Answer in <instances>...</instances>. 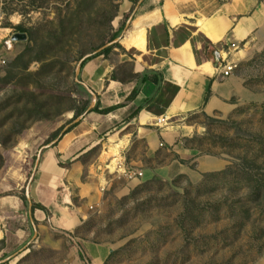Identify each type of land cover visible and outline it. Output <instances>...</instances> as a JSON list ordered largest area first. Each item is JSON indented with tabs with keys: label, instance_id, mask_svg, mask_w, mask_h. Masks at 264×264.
Returning a JSON list of instances; mask_svg holds the SVG:
<instances>
[{
	"label": "crops",
	"instance_id": "1",
	"mask_svg": "<svg viewBox=\"0 0 264 264\" xmlns=\"http://www.w3.org/2000/svg\"><path fill=\"white\" fill-rule=\"evenodd\" d=\"M126 2L130 5L119 17L130 13L126 33L81 70L82 85L91 96L88 109L75 118L72 110L53 131L59 134L34 155L30 178L29 152L20 159L14 151L5 157L0 169V264H23L38 244L60 250L61 239L69 244L66 264H110L114 247L80 232L123 178L108 171L113 163L142 172L127 181L126 189L115 188L118 197L155 177H194L226 164L190 143L198 125L189 118L231 113L241 80L235 73L223 77L213 53L232 42L240 47L232 53L234 60L264 49V0ZM138 32L145 34L143 48L123 44ZM126 67L130 71L124 77ZM97 102L100 110H109L92 111ZM162 117L165 124L158 122ZM23 196L27 202L30 197L31 207Z\"/></svg>",
	"mask_w": 264,
	"mask_h": 264
},
{
	"label": "rangeland",
	"instance_id": "2",
	"mask_svg": "<svg viewBox=\"0 0 264 264\" xmlns=\"http://www.w3.org/2000/svg\"><path fill=\"white\" fill-rule=\"evenodd\" d=\"M126 1L0 0L3 166L11 151L19 159L29 152L31 177L34 155L83 105L85 96L74 86L80 61L117 43L124 22L126 33L130 15L119 19L130 5ZM17 26L27 30L26 40L11 41L21 32ZM236 61L233 73L242 90L231 113L189 118L198 125L190 143L224 160L223 168L194 177H155L118 197L115 188L126 189L130 178L124 165L114 163L123 178L80 232L114 247L110 264H264V49ZM124 69L129 76V67ZM68 248L64 239L60 250L35 245L23 264H66Z\"/></svg>",
	"mask_w": 264,
	"mask_h": 264
},
{
	"label": "trees",
	"instance_id": "3",
	"mask_svg": "<svg viewBox=\"0 0 264 264\" xmlns=\"http://www.w3.org/2000/svg\"><path fill=\"white\" fill-rule=\"evenodd\" d=\"M130 13L129 14H126L124 16V18L127 20L128 17H129ZM125 27V22L122 23V25L120 26L119 30H118V34L115 35L114 38H118V36L122 33L123 29ZM17 29L20 30L21 32H27V30L25 28H23L22 26H17ZM113 48V46H110V47H107L105 49H103L101 52L99 53H96L94 55H91V56H88L86 57L82 63H81V69H80V72L82 70V68L84 67V65L89 61L91 60L92 58L98 56L99 54H106L108 53L111 49ZM79 79L81 80L80 78V74H79ZM145 78L143 77L142 81L144 80ZM74 86L77 87V88H81V95L83 93V95L85 96V98L83 99L84 102H83V105L82 106H79L77 109L74 110V118L75 117H78L80 114L84 113L89 105H90V99H91V96L90 94L86 91V89L84 88V86L82 85V83L80 82H74ZM137 90H134L133 93H132V96H134L136 94ZM109 109H103V110H100L99 109V103L97 102L96 105L92 108V111H97V112H101V113H104L106 111H108ZM58 132V131H57ZM57 134V133H56ZM54 134V136L56 135ZM3 167V158L0 156V169ZM23 201L25 204H27V198L25 196H23ZM36 206L34 205L33 208H35Z\"/></svg>",
	"mask_w": 264,
	"mask_h": 264
},
{
	"label": "built area",
	"instance_id": "4",
	"mask_svg": "<svg viewBox=\"0 0 264 264\" xmlns=\"http://www.w3.org/2000/svg\"><path fill=\"white\" fill-rule=\"evenodd\" d=\"M10 43V42H9ZM240 47L237 43L232 42L229 45L224 46L221 48V62L218 64V68L220 69V74L223 77H227L231 75L234 70L238 67V61L232 59V53L236 50H238ZM1 63H5V60L3 59ZM159 124H165L166 123V117H162L158 120ZM127 176L129 178L132 177H141L142 172L141 171H133L132 169L125 171ZM79 264H91L90 262L84 260Z\"/></svg>",
	"mask_w": 264,
	"mask_h": 264
},
{
	"label": "water",
	"instance_id": "5",
	"mask_svg": "<svg viewBox=\"0 0 264 264\" xmlns=\"http://www.w3.org/2000/svg\"><path fill=\"white\" fill-rule=\"evenodd\" d=\"M26 39H27V34L24 33V32H17V33H14V34L12 35V37H11V41L26 40ZM109 45H110V44L101 47V48H100L98 51H96V52H99L100 50H102V49L108 47ZM96 52H95V53H96ZM213 55H214V65H215V67H217L218 64L221 62V53H220L218 50H215L214 53H213ZM86 57H87V56H86ZM86 57H84V58L80 61V63H79L78 71H77V73H76V81H77V82H79L78 75H79V71H80V69H81V63H82V61H83ZM34 169H36V165L34 166ZM28 202H29V205H30V207H31V206H32V202H31L30 197L28 198Z\"/></svg>",
	"mask_w": 264,
	"mask_h": 264
},
{
	"label": "bare ground",
	"instance_id": "6",
	"mask_svg": "<svg viewBox=\"0 0 264 264\" xmlns=\"http://www.w3.org/2000/svg\"><path fill=\"white\" fill-rule=\"evenodd\" d=\"M122 42L127 47L137 46V47L143 48L144 43H145V34H144V32H138L136 34L131 33L130 35H128L126 37V40H124ZM115 152H116V150H111V153H115ZM110 168L112 171L116 169L114 163L110 165Z\"/></svg>",
	"mask_w": 264,
	"mask_h": 264
}]
</instances>
